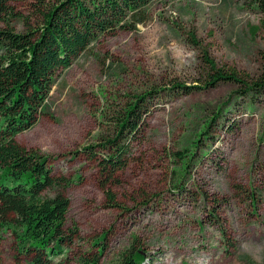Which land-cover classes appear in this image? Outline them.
<instances>
[{
  "label": "rangeland",
  "instance_id": "1",
  "mask_svg": "<svg viewBox=\"0 0 264 264\" xmlns=\"http://www.w3.org/2000/svg\"><path fill=\"white\" fill-rule=\"evenodd\" d=\"M37 1L13 6L29 16ZM146 17L59 71L46 115L16 139L67 179V221L80 233L69 264L106 232L100 264H126L138 250L143 264H264V98L253 103L234 83L207 86L205 62L255 80L264 71V13L253 0H156ZM147 94L142 140L104 188L80 151ZM0 264H31L9 229H0Z\"/></svg>",
  "mask_w": 264,
  "mask_h": 264
},
{
  "label": "trees",
  "instance_id": "2",
  "mask_svg": "<svg viewBox=\"0 0 264 264\" xmlns=\"http://www.w3.org/2000/svg\"><path fill=\"white\" fill-rule=\"evenodd\" d=\"M17 1L0 0V229L12 231L18 255L31 264H69L80 233L67 221V179L55 175L49 157L16 139L46 115L59 71L70 69L101 37L135 30L156 0H38L29 16L15 9ZM253 2L264 13V0ZM205 62L210 69L207 86L234 83L251 102L264 98V71L250 81L217 68L208 56ZM173 90L188 93L191 88ZM149 95L121 107L99 143L80 151L96 164L104 188L129 166L135 144L142 140L151 114ZM107 197L118 206L111 191ZM107 235L79 255L78 264H100ZM143 255L138 250L126 264H143Z\"/></svg>",
  "mask_w": 264,
  "mask_h": 264
}]
</instances>
